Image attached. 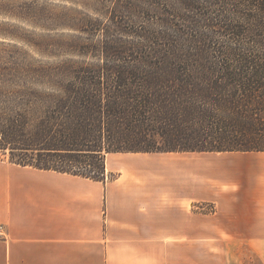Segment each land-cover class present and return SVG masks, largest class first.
Segmentation results:
<instances>
[{"label":"trees","instance_id":"16d2710c","mask_svg":"<svg viewBox=\"0 0 264 264\" xmlns=\"http://www.w3.org/2000/svg\"><path fill=\"white\" fill-rule=\"evenodd\" d=\"M181 2L192 16L161 11L164 31L141 27L137 46L82 47L76 39L66 49L95 62L0 63V153L22 167L104 182L110 153L264 152V0ZM68 15L56 16L65 28L98 25ZM171 18L202 46L175 44L165 32ZM218 37L225 41L205 45Z\"/></svg>","mask_w":264,"mask_h":264},{"label":"crops","instance_id":"0c3cea01","mask_svg":"<svg viewBox=\"0 0 264 264\" xmlns=\"http://www.w3.org/2000/svg\"><path fill=\"white\" fill-rule=\"evenodd\" d=\"M105 175L0 163V264H264V152L110 153Z\"/></svg>","mask_w":264,"mask_h":264},{"label":"rangeland","instance_id":"374dc122","mask_svg":"<svg viewBox=\"0 0 264 264\" xmlns=\"http://www.w3.org/2000/svg\"><path fill=\"white\" fill-rule=\"evenodd\" d=\"M88 3L99 5L101 10L98 11L102 12L85 7ZM120 5L122 7L133 5L132 11L127 13V10H121L111 16L109 12ZM169 9H176L186 17L192 16V13L183 10L181 0H162L158 4L150 0L149 2L147 0H0V63L10 64L23 59L40 65L53 66H61L68 59L95 62L98 60L95 57L70 53L66 49L70 47L69 45H73L76 39L82 47H94L107 40H114L125 46H137L142 40L135 35V32L141 27L150 31H164L161 29L159 20L162 17L159 14ZM68 14L71 16L80 14L87 18L89 25L92 23L98 25L93 28L88 26L83 32L65 28L67 22L57 20L56 16L67 19ZM196 18L197 16H194L193 19ZM171 23L174 27L165 32L168 31L173 41L177 39L175 44L185 49L202 46L201 43L194 42L195 33L186 28L187 23L177 18H171ZM206 23L211 25V22ZM176 27L181 31L175 32ZM206 30L198 31L204 33ZM224 41V38L218 37L211 43L206 41L205 45L212 43L219 45ZM144 48L149 49V47ZM0 163H9L6 155L2 153H0ZM77 165L75 162H65L66 168L73 170H77ZM107 178L111 179V177ZM107 178L105 175V180Z\"/></svg>","mask_w":264,"mask_h":264},{"label":"built area","instance_id":"2783aa9c","mask_svg":"<svg viewBox=\"0 0 264 264\" xmlns=\"http://www.w3.org/2000/svg\"><path fill=\"white\" fill-rule=\"evenodd\" d=\"M197 209L204 211V212H208V213H213L215 212V208L214 206L210 205V204H201L197 206ZM0 236H3V231L2 228L0 227Z\"/></svg>","mask_w":264,"mask_h":264}]
</instances>
